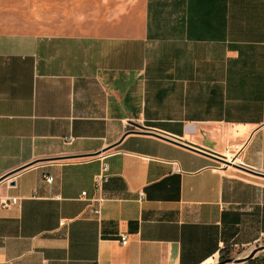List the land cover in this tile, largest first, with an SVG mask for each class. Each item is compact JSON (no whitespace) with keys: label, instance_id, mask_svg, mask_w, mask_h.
Returning <instances> with one entry per match:
<instances>
[{"label":"crops","instance_id":"1","mask_svg":"<svg viewBox=\"0 0 264 264\" xmlns=\"http://www.w3.org/2000/svg\"><path fill=\"white\" fill-rule=\"evenodd\" d=\"M104 149L96 214L80 196ZM0 196L18 197L0 201V264L264 246V0H76V34L0 31Z\"/></svg>","mask_w":264,"mask_h":264},{"label":"rangeland","instance_id":"2","mask_svg":"<svg viewBox=\"0 0 264 264\" xmlns=\"http://www.w3.org/2000/svg\"><path fill=\"white\" fill-rule=\"evenodd\" d=\"M0 31L76 34V0H0ZM231 155L223 157L230 161ZM228 258L238 259L223 264H264V246L227 251L218 261Z\"/></svg>","mask_w":264,"mask_h":264},{"label":"built area","instance_id":"3","mask_svg":"<svg viewBox=\"0 0 264 264\" xmlns=\"http://www.w3.org/2000/svg\"><path fill=\"white\" fill-rule=\"evenodd\" d=\"M68 139H70V137H68ZM98 155L100 160H102V163L99 172L96 173L93 178L94 192L91 196L88 197L86 193L83 191L81 192V196H80L83 200L87 202V206L92 208V211L96 214L99 213L100 205L106 199V195L104 193V184L108 181L109 178L108 164L104 160L105 157L107 156V153L104 151ZM229 162L233 163V159H231ZM44 180L50 184L53 180V177L51 175H46L44 176ZM0 201H1V206L3 208H7L11 205L17 204L18 197L0 196ZM118 241L122 246L127 245L129 242V235L127 233L119 234ZM215 262H218V260H216ZM215 262H212L210 264H214Z\"/></svg>","mask_w":264,"mask_h":264},{"label":"water","instance_id":"4","mask_svg":"<svg viewBox=\"0 0 264 264\" xmlns=\"http://www.w3.org/2000/svg\"><path fill=\"white\" fill-rule=\"evenodd\" d=\"M131 131V130H130ZM158 135H160V136H162L163 138H165V139H168V140H170V141H173V142H175V143H177V144H181V145H183V146H185V147H187V148H190V149H195V150H198V151H205V150H202L201 148H198L197 146H195V145H193V144H191V143H188V142H183L180 138H177V137H170V136H165L164 134H158ZM107 149V148H106ZM106 149H104L103 151H105ZM208 153H210L211 155H213L214 156V158L215 159H217L218 161H220V162H222L223 164H226V165H233V163L232 162H229L228 160H226L222 155H219V154H216V153H212V152H208ZM93 155H98V154H93ZM50 159H52V158H50ZM240 168H242V167H240ZM242 169H244V168H242ZM246 170V169H245ZM249 171V170H248ZM7 176V175H6ZM6 176H3L2 178H4V177H6ZM1 178V179H2ZM254 254V252L251 254V256ZM250 256V257H251ZM238 258H234V259H230V258H228V259H225V260H222V261H218V262H215L214 264H223V263H226V262H229V261H231V260H237Z\"/></svg>","mask_w":264,"mask_h":264},{"label":"bare ground","instance_id":"5","mask_svg":"<svg viewBox=\"0 0 264 264\" xmlns=\"http://www.w3.org/2000/svg\"><path fill=\"white\" fill-rule=\"evenodd\" d=\"M231 158H232V156H231Z\"/></svg>","mask_w":264,"mask_h":264}]
</instances>
